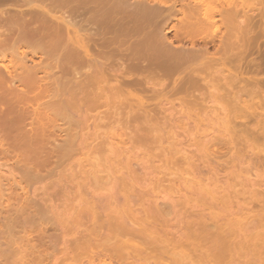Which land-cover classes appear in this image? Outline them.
Instances as JSON below:
<instances>
[{
  "label": "bare ground",
  "instance_id": "1",
  "mask_svg": "<svg viewBox=\"0 0 264 264\" xmlns=\"http://www.w3.org/2000/svg\"><path fill=\"white\" fill-rule=\"evenodd\" d=\"M245 1H252V3H255L256 0H0V47L6 45H10V48L13 47V50L11 49L12 58L17 54L14 50L23 46L27 47L28 52L35 56L37 54L47 57L56 56V62H58L62 73L70 74L74 78H77L78 76H80V78L83 77V80H80L81 83L83 82L82 84L80 83L83 87L80 86L82 90H79L83 92L78 91L79 96L78 94L76 96L81 100L80 103L83 101L82 104H86V107L96 106L97 104L110 106L116 99H120V105H127L125 108H128L132 105V99L141 102V99L144 97L142 96L143 98H141L140 93L148 94L149 91H152V93L155 92L157 99H164L166 97L168 99V95H190L196 90L201 91L204 86H209V88L212 87L216 84L215 80L222 76L226 77L225 80H229V82L226 80L228 83L225 81L224 84H226L228 88H232H230V92H232L231 90L234 91V89H239L241 87L242 89H240L242 91H240L241 93L243 92L244 95V92L249 90V88H252L254 91L257 88L259 89V87H254L260 84L254 83V81L248 82L250 79L249 74L258 75L260 77L259 72H261L264 67L261 65L264 62H259L264 57V54L261 58L262 54H259L260 56L258 54L255 56L256 53L254 52L258 47L257 42L260 44L262 39L260 38L261 32L259 33V31H256V29H260L258 27H255V29L252 27L253 30L250 27V24L255 22L254 19L260 17L256 14L255 18L252 17L254 16L253 13L256 12L255 10H258L260 13L262 10L261 7L258 6H255L257 7L256 9L254 7L255 4L253 5L251 2H249L250 5L247 6ZM260 2H262V0H260ZM245 5L249 8L248 10ZM254 8L255 10L252 11V15L249 12ZM250 16L251 20L253 18L254 21L252 23H250ZM243 18L247 22L245 26L240 24V19ZM260 20L259 22H261ZM259 22L257 24L254 23V25L256 24L255 26H257ZM255 32H257V35L253 34ZM258 33L260 34L259 37H257ZM253 44L256 45V48H254L255 46H253ZM260 46L262 45L260 44ZM260 51L261 49L258 50L257 53H260ZM252 52L255 53L254 57L256 58L254 60L253 58H251L252 60L250 59V56L253 57ZM261 53L263 52L261 51ZM5 57L6 56L4 55L3 58ZM17 57H19L18 54L16 59ZM248 58L250 59L249 61H247ZM13 59L15 60V57ZM22 59L23 61L25 60L24 57ZM17 60H20V58ZM10 61L7 65H5L6 63L2 64V62V65L0 64V104H6L8 106L7 109L0 112V133L3 134V136L0 134V137L2 136L4 143L1 141L2 138H0V141L5 148L7 146L5 140L9 141L10 148L13 152L21 153L22 151L26 160L28 159L31 162H29L31 165L33 163L39 167L42 164L41 157L44 156V159L46 158L48 161V158H51L50 156L53 155L51 151L52 149L44 147V145V149H42V147L40 148V138L42 137V133L52 126L54 119L50 122L51 117L49 118L50 121H46L45 119L44 121L46 123H41V121H43L39 118V114L41 113L37 112L33 107V104L37 102L41 95V92L39 94V89L41 87L38 86L39 78L36 76L39 69H35V67L33 69L29 68L21 73V76H19L21 80L16 79L18 78V74H14L15 71L12 70L14 69L13 61ZM24 62H21L23 63V66H21L23 69L26 67ZM245 62L246 64L244 68L243 63ZM10 65L13 66L10 67ZM5 71L8 72L9 77L6 76L8 74L4 73ZM83 71L85 74H82ZM245 73L246 75L248 74L246 78L249 77V79L247 78L246 80L248 83H246V81L243 82L244 78H242V75L245 76ZM5 76L7 78L12 77L11 84L16 80L21 81V86L23 87L21 93L16 91L15 88L12 90L8 89V91L5 90L7 89L6 87L3 89V85L9 81ZM239 79L242 81L240 80L239 82ZM217 80L221 83L223 82V79H221V81L219 79ZM80 81L78 80L76 83H79ZM257 81L258 80H256V82ZM235 82H239V88H237ZM245 83L248 84V86ZM249 83L250 85L252 83L258 85L250 86ZM243 85H246L247 87ZM65 86L68 87V85H64L63 90H66ZM235 86L236 88H234ZM221 88L224 90L223 86H221ZM221 88H219V91H221ZM77 89L75 87L73 91L76 92ZM73 91L72 94L67 93L70 94L68 97L67 94L65 95V92H62L61 88L57 89L56 92L50 90L53 95L55 94L53 98H56V95H58L57 93L61 92L59 93L58 101L61 102V110L63 111L64 116L69 113L68 109L72 108L73 104L75 105L77 103L76 105L78 107L79 105H81L80 107H83L82 104H78V100V102H74V99L78 98H74L75 93ZM238 92L239 91L237 90V93ZM237 93H235L236 96ZM255 93L257 94V92ZM182 97L183 96L179 98ZM127 101L130 103L129 106V103H124ZM165 101L166 99H164V102ZM55 103H57V101ZM19 105H21V107ZM18 106L21 109L20 117L15 116L16 113H20L18 111ZM53 106L54 102H49V104H45L44 109H47L46 112L48 113V110L52 111ZM132 107L129 108L131 111ZM246 107L248 109V106ZM55 110L56 109L54 108V111ZM249 110H252V108H249ZM128 111L131 112L130 110ZM246 112L244 113L246 114ZM13 114H15L14 117ZM17 115L19 116V114ZM145 115L146 114H144V118L146 117ZM37 116L39 120L37 119ZM43 116L46 118L48 115L46 117L45 115ZM128 118H130V120L128 119L130 123L136 121L138 124L140 123L139 126L145 125L142 121V123L139 122V120H142L143 118L140 116L137 117L136 114L134 116H129ZM145 119L144 122L147 124V119ZM37 120L41 121L38 123ZM128 120L127 123H129ZM27 121L30 122L31 125H28H30L31 129L25 131V127L23 126L26 125ZM139 128L141 129H139L141 132L143 126L142 128ZM23 130L24 132H22ZM149 130L151 129H148V131L144 129L143 132H141L142 135L136 134L140 138L142 146L144 143H146V146L147 142L150 141L151 137L149 136ZM68 131L70 132V130ZM109 132L110 133H107L105 140L111 144L116 139V132H113L114 134H112L111 131ZM69 134L71 135V133ZM136 135H134V137ZM73 137L72 140L69 139L71 140L70 143L66 140L69 144L65 142L62 154L64 158L75 151V144H73V141L77 138H75V136ZM138 137L136 138L137 140ZM105 140H103V146L105 145ZM140 143L137 144L140 145ZM3 147H1L3 150L0 148V168L7 163L9 157H12V150L10 153L7 148L5 150ZM262 147L264 149L263 145ZM258 150H260V147L257 151ZM42 161L47 164L46 161ZM34 165H32L33 168H36ZM28 169H30V167ZM31 175L34 174L31 173L30 176ZM9 176L11 177V175ZM28 182L31 183V181ZM18 186L21 188V185ZM4 193L5 191L3 194ZM123 195H125V193ZM230 195L231 194H229V196ZM128 196L130 197L129 194ZM128 196H126L127 200ZM3 198L5 199V195L0 194V264H56L57 262L55 261H58L57 259L59 258L56 256L57 254L55 247L52 245L53 243L50 242L54 248L48 244L49 239H47L48 235H46V229V232L44 231L45 235L40 233L43 231L42 229V231L39 232V235L35 236V234H38L36 231L35 233L33 232L36 228L32 230L35 225L32 224L34 226L30 227L31 224H29L30 226L28 228L30 229H25V231L28 230L26 235L22 234L24 235L23 238L20 235L22 233L21 228L24 225L23 223V225L21 224V211L25 212V214L27 211L30 213V210L35 209V207L29 204V209H27V206L25 209L23 205L21 207L20 203L14 206L10 203L6 205L3 203ZM227 199L226 201L221 200L218 203V206H220L223 211L229 210V207H231V210L234 208L231 206L232 203L230 202L235 198L232 199L231 197L232 201ZM261 204H263V202ZM45 207L47 206L45 205ZM90 207H92V205ZM91 209L94 210V208ZM247 209H244V207L241 209L236 208L238 216L232 219L233 216L231 215L232 220L228 219L230 222H225L230 215L225 218L223 222L217 218L218 216L214 217L213 213L215 211L211 212V215L214 217V219H211L212 223L208 224L203 220V217L201 221L194 223L189 222L188 227H184L186 231L182 234L184 236H181L183 237L182 241H178L176 245L186 249L185 252L189 254L190 250L191 252L193 251V253L198 252L197 254L200 257L198 256L199 259L197 258L198 260L196 264H264V207L261 209V214H258V211L256 215L252 214L254 212L251 213V210H249V212ZM128 211L129 210H127V212ZM131 211L132 209L130 212ZM34 212L35 211H33V214L31 213L30 216L28 215V217H25L26 219L24 221L27 222L25 223L26 226L28 223L37 222L38 224H42V226H40L43 228L46 225V222L50 221V218H48L47 221L40 220L41 218L37 219L39 213ZM36 212H38V210ZM220 212L219 209V214ZM128 214L131 213H126V215ZM207 214L209 213L207 212ZM220 215H222V213ZM109 216L111 217V215ZM127 217L131 219L130 216ZM204 217L206 219V216ZM125 219L127 218L125 217ZM104 220L105 219H103L101 223ZM109 220L113 222V220L115 221V218H110ZM123 220L124 218L121 221ZM106 221H108V218ZM117 221L119 224H115ZM117 221L114 223L108 222L109 231L106 228V232H110L112 237L103 239L105 240L104 243H101L102 241L99 242V239L98 241L96 240L99 235H94L93 238L97 241L94 245L97 246L98 250L104 245L102 250L97 252L92 250L93 252H91L93 243H90L94 239L92 238L91 240V238H88V240H90L88 245H92L90 249H88L89 253H91H88L89 255L83 253L86 256H83L84 258L81 257L83 259L86 258L89 264H95L96 261L100 264H128L131 262L133 264L182 263L181 259H178L176 256L171 257V253L168 255V252L170 251H167V249L169 248H166V245L163 246V243L169 244V242L165 240L167 238L164 239L165 241L162 239H160L161 241H159V239L154 240L152 238L151 234L153 233V230L156 229L154 225L151 227L150 224L144 223L143 226L139 227V224H135L139 229L134 230L135 228L131 227L134 224L131 226L129 225L130 223L128 224L131 228L130 229L128 228L129 226L127 227L126 225L127 221L126 224L123 223L125 221L121 223L119 220ZM133 221L134 220H132V222ZM254 221L256 222L255 225H253ZM136 222H138V220L134 221V223ZM44 223L45 225H43ZM97 223L95 225H97ZM36 227L37 229L39 228V230L41 228L38 225ZM24 228L25 226L22 228V231H24ZM44 228H48V224ZM93 228L98 229L97 226ZM152 228L154 229L152 230ZM99 229L98 231H100ZM89 231L94 232L92 230ZM157 233H160L159 230ZM88 240L85 242L88 243ZM100 240H102L101 237ZM83 241L84 240H82V242ZM85 242L83 243L85 244ZM100 244L103 245L99 246ZM92 248H95V246Z\"/></svg>",
  "mask_w": 264,
  "mask_h": 264
},
{
  "label": "rangeland",
  "instance_id": "2",
  "mask_svg": "<svg viewBox=\"0 0 264 264\" xmlns=\"http://www.w3.org/2000/svg\"><path fill=\"white\" fill-rule=\"evenodd\" d=\"M249 2L252 3V1ZM249 2L245 1V4L247 3V6H249ZM252 4H255L254 7H261V10L263 11L259 10L261 11L260 13L258 10H255V8L257 9V7H255L249 12L252 14V11L255 10L258 13L257 14L254 11V16H252L253 14L251 15L253 18H255L256 15L260 16L258 17L259 19H254L255 22L253 21V18L251 20L250 16V23L254 22L257 24L261 19V22H259L257 26H255L256 24L254 25V23H252L253 25L249 23L251 28L254 27L255 29V27H258L260 29H256L257 32H261V35L258 33L257 37L260 35V38H262L260 42L262 46H260L259 42H257V46L263 53H261V51L260 53H257L260 49L258 47L256 48V45L253 44V46H255L254 48H256V51H254L256 54L252 52L253 57L250 56V59L253 58L254 60L256 58L254 57V54L255 56L257 54H262L261 58L264 54V0H262V2L256 0L255 3ZM247 6L245 5V7ZM248 9L249 8L247 7V10ZM246 23L247 22L244 18L240 19V24L242 26H245ZM257 32L253 34L257 35ZM10 47V45L0 47V58H3L4 55L6 56L3 58L5 60L0 59V64L2 62V64L6 63L5 65H7L12 59L11 61H13L14 66L10 65V67L13 66L14 69L12 70L15 71L14 74H18V78L16 79L21 80L19 76L29 68L33 69L35 67V69H39L36 76L39 78L38 86L41 88L39 89L40 91H38L39 94L41 92V95L37 102L33 104V107L37 112L41 113L39 114V118L43 120H40L41 123H46L44 121L45 119L46 121L51 120L50 122L54 119L52 126L43 132V138H40V148L42 147V149H44V147H48L52 149L51 151L53 155L50 156L52 159L48 158L49 162L46 158L44 159V156L41 157L42 164L37 167L32 163V165L36 167L33 168L30 164L31 162L28 159L26 160L23 152H13L10 148L9 141L5 140V143L7 146L9 145L8 147L10 150L7 146L6 148L9 152L12 150L11 155L13 158L9 157L12 159L8 158L7 163L0 168V189L2 188L0 194L5 195L3 203L6 205L10 203L14 206L20 203L21 207L23 205L25 209L26 206L27 209H29V204L35 207V209L30 210V213L27 211L25 214V212L21 211V224L23 223V227L25 226L23 229L24 231H22L23 227L21 228L22 233L20 235L22 238L30 229L28 228L30 226L29 224H31L30 227L35 225L32 230L35 228L37 229V225L39 227L42 226V224H38L37 222L28 223L26 226L25 223L27 222L24 221L26 219L25 217H28V215L30 216L33 211H35L34 213H39L37 219L41 218L40 220L47 221L48 218H50V221H47L46 225L45 223L43 224L45 225L44 227L48 224V228L41 227L40 230L38 228L33 232L35 233L36 231L38 234H35V236H37L43 229L40 233L45 235L44 231L46 229L47 232H45L48 237H45L49 239L48 244H50V242L53 243L52 245L55 247L56 256L59 258L57 259L58 261H55L57 262L56 264H89L86 258L83 259V256H86L83 253L89 255L93 252L92 250L95 252L102 250L104 246L103 244L99 245L103 246L98 250L94 243H97L98 239L99 242L102 241L101 243H104L105 240L103 239L112 237L110 232H106V228L108 230V225L111 222L109 220L110 218H115V221L119 220L120 223L125 221L123 222L125 224L127 221V227L134 224V227L131 226L132 228H135L134 230L139 229L144 223L150 224L151 227L154 225L156 229L152 228V230H154L151 236L154 240L159 239V241H161L160 239H162L163 241L167 240V242H169V244L163 243V246L166 245L165 247L169 248L167 249V251H170L168 252V255L171 253V257L176 256L178 259H181V264H196L200 257L197 254L198 252L196 253L194 251L196 253L195 255V253L190 250L189 254L185 252L186 249L176 245L178 241H182L183 237L181 236H184L182 234L185 233V228L188 227L189 222L194 223L201 221L203 217V220L209 224L212 223L211 219H214V217L218 216L217 218L223 221L229 215L230 217H228L225 222H230L228 219H231L232 216V219L238 216L236 208L241 209L242 207H244V209L248 208L247 210H251V213L254 212L252 213L254 215H256L258 211V214H261V209L264 207V149L262 147V145L264 146V67L262 69L263 72H259L260 77L254 74H252L253 76L249 74L250 79L247 77L249 79L248 82L254 81V83L260 84H256L258 85L256 86L254 83L251 85L249 83L250 86H256L254 88L259 87V89L257 88L258 90L256 89L254 91L252 88H249V86V90H246L247 92L244 90L246 92H244V95L243 92L241 93L242 88L240 87V89L238 87L241 79L238 80V83H236L237 81L235 82L239 89H234L236 88L235 86L233 88L234 91L231 90L232 92H230L231 87L228 88L227 85L224 84L227 80H225L226 77H220L223 79V82L221 83L217 80L219 79L221 81L217 75L218 78L216 77L217 79L215 80L216 84L212 87L209 88V86H204V90H196L190 95H168V99L167 97L164 98L166 99L165 102L163 98L157 99L155 92L152 93V91H149L148 94L145 93L148 97L144 93H140L141 98L144 97L141 99V102L136 99H132V101L130 100L132 105H130L128 101L124 102L125 104L129 103L128 106H130L128 108H125L127 105H120V99H116L110 106L97 104L96 106L86 107V104L83 105V101L80 103L81 100L76 96L79 92H83L79 91L82 90L80 87L82 86L80 85V80H83V77L80 78V76H78L77 78H74L70 74L62 73L58 62H56V56L47 57L41 56V54L35 56L30 54L28 48L25 46L14 50V52H17L19 55L17 59L20 58V60H17L16 54L14 60L11 53L13 47ZM23 57L25 58V62L22 59ZM250 59L248 58L247 61ZM262 61L264 62V57L259 62L263 63ZM21 62H24V65H26L25 69L21 67L23 66V63ZM243 64L245 68L246 62ZM261 65L264 66V63ZM4 73L8 74L6 71ZM82 74H85V72L83 71ZM247 75L245 73V76H241L244 78L243 82L247 80ZM6 76L9 77V74ZM6 79L9 81L7 80L8 82L3 85V89L6 87L7 89L5 90L8 91V89L12 90L15 88L16 91L21 93V89L23 88L21 86V81L14 80L15 82L12 83L14 85L13 87L11 84L12 77H6ZM255 79L258 81L256 82ZM76 80H79L80 82L76 83ZM227 81L229 82V80ZM248 82L246 81V83ZM64 85H68V87L65 86L66 90H63ZM246 85L248 86V84ZM246 85L243 86L247 87ZM221 86H223L224 90H222ZM75 87L76 89L80 88L77 89V91L75 90L77 93L73 91ZM60 88L63 93L65 92V95L67 93L72 94L73 91L75 93L74 98H78L74 99V102L79 101L78 104H82L83 107H80L81 105L78 107L75 102L76 104H73L72 108L68 109L69 113L66 114L67 117L64 116L63 111L61 110V102L58 101V96L61 92L57 93L58 95H56V98H53L55 94L53 95V93L50 92V90L56 92L57 89ZM219 88H221V91H219ZM237 90L239 91L238 93ZM235 93H237V96ZM70 94H67L68 97ZM181 96L185 97L179 98ZM236 100H239L240 102ZM56 101L57 103H55ZM49 102H54L55 107L53 106L52 111L48 110L47 113V109L45 110L44 106L45 104H49ZM0 105V112L8 108L6 104V108L5 105ZM19 106L21 107V105ZM74 106H77L78 108ZM246 106H248V109ZM20 107L18 108L20 113H16V115L13 114V117L14 115L17 117L21 116ZM131 107L132 111L129 109ZM54 108L56 109L55 111ZM249 108H252V110H249ZM242 111L247 112L245 114ZM17 114H19V116ZM135 114L137 117L140 116L143 118L142 120L139 118V122L142 121L143 124H145L142 125L143 128L141 125L139 126L140 123L138 124L136 121L130 123V118L128 117L134 116ZM144 114H146L145 118L147 120L144 118ZM40 115H45V117H47L44 118V116L42 117ZM49 118L51 119L49 120ZM144 119L147 121V124L144 122ZM38 120L37 122L39 123L40 121ZM127 120L130 124L127 123ZM28 124H30L29 121L23 126L25 127V131L31 129V124ZM139 127L147 131L148 129L152 130H149V136L151 138L146 146V143L142 146V142L138 137V135H142L141 132H143V130L140 132L141 129ZM24 130L22 132H24ZM68 130H70V132ZM109 131H111L112 134L116 132V139L114 140L116 144L114 142L111 144L110 142H106L105 137L107 136V133H110ZM69 133H71V135ZM72 134L77 138L73 141V144H75V147L73 146L75 151L64 158L62 155L64 150L63 147H65V142L69 144L74 138ZM75 134H78L77 137ZM134 135L136 136L134 137ZM2 136L0 138H2ZM137 137L138 140L136 139ZM103 140H105L104 146ZM1 141L4 143L3 138ZM1 141L0 148L3 147ZM137 143H140L141 146ZM259 147L260 150L257 151ZM1 150L3 149L1 148ZM42 160L46 161L47 164ZM51 163L54 164L52 165ZM29 167L30 169H28ZM27 171L34 175L30 176ZM28 181H31V183ZM18 185H21V188ZM4 191L5 193L3 194ZM124 193L125 195H123ZM229 194L231 195L229 196ZM126 196H128L127 198L129 201L126 199ZM231 197L232 199H235L232 201ZM226 199L232 201L230 203H232L233 205L231 204V206L234 207L232 210L231 207H229V210H227L228 212L223 211L221 207L218 206V203L221 200L226 201ZM260 201H262L263 204H261L262 202ZM45 205L47 207H45ZM91 205L92 207H90ZM91 208H94V210ZM36 209L38 212H36ZM131 209L132 211L130 212ZM219 209L221 211L220 214L222 213V215L219 214ZM127 210L129 211L127 212ZM213 211L216 212V215L215 212L213 213L214 217L211 215V212ZM125 212L131 214L126 215ZM207 212L210 215L207 214ZM109 215H111V217ZM203 215L206 216V219ZM127 216H130L134 221L138 220V222H132ZM120 217L121 220L123 218L124 220L121 221ZM107 218L108 221H106ZM103 219L105 220L101 223ZM115 221L113 220L111 223H114ZM254 222L253 225L256 224V222ZM96 223L97 225H95ZM115 224H119L118 221ZM135 224H139V227ZM95 226H97L98 229L101 227L99 229L101 232L96 228L94 229L93 227ZM130 226L128 228H130ZM25 229L28 230L25 231ZM156 230L157 232L159 230L160 233L158 234ZM96 234L99 235L102 240H100V237L98 236L99 238L97 237V241H95L93 237ZM88 238H91V240L92 238L94 239L90 244L93 243V246H91H95V248L88 245L90 241ZM81 239L84 240L83 242L88 240V243L85 242L84 244ZM52 245L51 247H53ZM90 247L91 252L89 253L88 249H90ZM98 263L99 262L96 261L95 264ZM128 264L133 263L131 262Z\"/></svg>",
  "mask_w": 264,
  "mask_h": 264
}]
</instances>
